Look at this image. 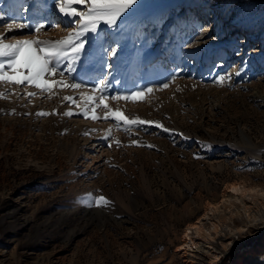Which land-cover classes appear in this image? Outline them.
Listing matches in <instances>:
<instances>
[{
	"label": "rangeland",
	"instance_id": "rangeland-1",
	"mask_svg": "<svg viewBox=\"0 0 264 264\" xmlns=\"http://www.w3.org/2000/svg\"><path fill=\"white\" fill-rule=\"evenodd\" d=\"M33 1L0 0V12L21 17ZM44 1L63 19L54 0ZM48 27L42 38L57 39ZM122 31L126 44L107 57ZM212 42L217 55L199 48ZM79 71L89 86L101 76L113 81L110 94L153 87L143 101L106 103L172 133L85 119L60 99L79 101L71 91L0 99V264H187L186 227L220 204L228 186L264 189V0H139L126 23L87 49ZM226 73L231 81L218 86ZM54 109L74 115H36ZM89 193L112 203L89 207ZM263 200L259 193L248 215ZM224 257L220 264H264V230Z\"/></svg>",
	"mask_w": 264,
	"mask_h": 264
},
{
	"label": "snow or ice",
	"instance_id": "snow-or-ice-1",
	"mask_svg": "<svg viewBox=\"0 0 264 264\" xmlns=\"http://www.w3.org/2000/svg\"><path fill=\"white\" fill-rule=\"evenodd\" d=\"M138 5L139 0H54V7L63 17L62 22L65 28L61 29L60 23L50 21L51 28L48 30L66 32V35L57 39L42 38L47 35V31L46 24L40 20L30 21L24 16L18 19L11 18L0 12V85L7 86L9 89L7 93L0 91V99H7L11 94L19 95V92L23 90L24 97L29 98L30 101L37 96L50 100L59 96L62 91H71L79 95V101L71 95L61 96L60 99L69 102L70 105L75 104L85 119L112 120L117 130L125 132H129L132 128L154 126L163 132L172 133V130L160 121L142 119L138 115L129 117L119 106L113 108L110 103H106V101L117 102V104L120 101H143L146 96L154 92L153 87L128 93L117 91L115 94H110L113 81L106 76H101L89 86L86 73L78 72L87 49L96 45L101 40L102 34H114L121 24L126 23L136 13ZM21 30H29L31 34L24 35L22 38H17L14 34L10 39L8 38V33ZM118 51V47H109L106 55L113 58ZM105 67L110 70L112 65L107 64ZM110 74L109 71L108 75ZM177 78V75H173L171 81L163 83L160 89L169 88L170 83ZM231 78L232 73L220 74L216 76L214 82L218 86H224V83L230 82ZM115 83L119 84L120 81L115 80ZM29 89L32 90L29 91ZM97 110H100L102 115L98 114ZM57 114L71 118L74 112L68 110L57 113L54 109L52 113L44 111L36 113L38 117ZM88 134L85 133V135ZM110 137L111 130L107 132L104 139L109 140ZM184 138L187 139V137ZM115 143L117 146L120 145L119 140H115ZM131 143L139 145L136 140H132ZM147 146L154 147V145ZM108 147H112V142H109ZM232 190L235 191V189ZM86 202L87 206L97 208L108 207L112 203L103 195L93 196L91 193L88 194Z\"/></svg>",
	"mask_w": 264,
	"mask_h": 264
},
{
	"label": "bare ground",
	"instance_id": "bare-ground-1",
	"mask_svg": "<svg viewBox=\"0 0 264 264\" xmlns=\"http://www.w3.org/2000/svg\"><path fill=\"white\" fill-rule=\"evenodd\" d=\"M36 1L42 3L38 6L36 4L39 3ZM43 13H47V15ZM49 13H51L50 8L47 7L44 0H34L29 3L23 16L30 21L40 20V22H44L49 25L48 29L51 28L50 21L60 23V28L64 29L63 19L59 20V18ZM19 16L14 14L13 18ZM15 33L18 34V38L30 34L29 30H21ZM49 33H52L51 36L55 38L66 35L63 30H49ZM121 36L118 48L123 47L126 44L124 41L128 39L125 31H122ZM199 48L209 50L211 55H217L216 43H203ZM189 53L197 56L198 52L194 50ZM206 61L208 63L211 62L209 56L205 57ZM232 189H235V191ZM259 193L264 196V189L249 188L242 184L228 186L220 204L210 206L208 211L194 224L186 227L180 252L187 259V264H218L233 248L243 245L250 237L258 236L264 230V200L263 204H259L261 206L260 210L253 214L252 217L248 215V212L252 209H257V195ZM236 205L241 207H238L236 211H227L226 206L233 208ZM245 215L246 218H244ZM253 231L256 234H252Z\"/></svg>",
	"mask_w": 264,
	"mask_h": 264
},
{
	"label": "water",
	"instance_id": "water-1",
	"mask_svg": "<svg viewBox=\"0 0 264 264\" xmlns=\"http://www.w3.org/2000/svg\"><path fill=\"white\" fill-rule=\"evenodd\" d=\"M231 251H232V250H231ZM231 251H230V252H231ZM230 252H229V253H230ZM229 253H228L224 258H226V257L229 255ZM219 264H220V263H219Z\"/></svg>",
	"mask_w": 264,
	"mask_h": 264
}]
</instances>
